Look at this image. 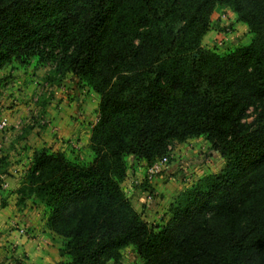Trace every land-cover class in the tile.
I'll return each instance as SVG.
<instances>
[{
    "label": "trees",
    "instance_id": "obj_1",
    "mask_svg": "<svg viewBox=\"0 0 264 264\" xmlns=\"http://www.w3.org/2000/svg\"><path fill=\"white\" fill-rule=\"evenodd\" d=\"M218 8L251 36L225 55L203 46ZM35 58L53 62L48 82L71 75L99 99L93 161L35 150L17 190L48 209L62 264H119L128 247L142 264H264V0H0V70ZM197 138L223 168L152 227L121 188L126 159L170 163Z\"/></svg>",
    "mask_w": 264,
    "mask_h": 264
},
{
    "label": "rangeland",
    "instance_id": "obj_2",
    "mask_svg": "<svg viewBox=\"0 0 264 264\" xmlns=\"http://www.w3.org/2000/svg\"><path fill=\"white\" fill-rule=\"evenodd\" d=\"M216 15H219L224 22L213 20L211 29L217 37L211 45L204 46L205 48L214 49L219 55H225L250 42L251 36L248 30L244 29L243 25L237 24L229 12L220 10L216 12ZM226 27L230 33L225 35L222 33ZM218 39L220 46H217ZM53 66L52 61L43 62L35 58L24 64L13 61L5 64L0 70V161L6 160L3 174H0V214L3 212L5 203H8L6 202L8 199L17 202L18 199L11 195L19 189L24 172L31 166V158L35 150L46 148L52 153L62 150L69 162L79 165L93 161L94 155L89 150V135L91 126L97 119L99 99L71 75H67L60 85L56 81L48 82L46 78ZM65 114H72L76 121L80 114L85 115L86 121L82 122L79 116L81 121L79 120L75 125L80 123L78 132L73 134L79 137L70 135L71 139L66 138L53 128V117L59 118ZM11 115H15L16 118L14 119ZM253 118L254 113L250 111L246 121L251 123ZM62 127L66 126L62 125ZM74 131L75 129L71 130V132ZM195 140L191 141V143L195 142L194 145L185 142L172 146L171 153L174 156L176 153V158L171 157L167 167L169 169L175 163L177 166L167 176L164 173L156 177L166 178L159 182L158 188L157 186L147 188L152 187L149 182L156 178L146 179L147 165L144 162H136L132 157L126 159L128 181L126 182L125 179L121 188L131 203L135 200L138 202L136 205L138 209L145 207V221L152 227L161 226L167 222L168 208L179 193L201 177L219 172L224 166V161L218 154L209 153V145L202 138ZM9 150L10 159L6 156ZM134 166H137V188L133 187L136 180L132 176ZM135 189L136 192H134ZM42 206L33 199L27 200L24 206H19L23 207V212L26 208L38 212L32 215L33 222L31 218V223L40 229L38 236L30 234L31 232L26 228L11 230V232L15 231L19 238H25L27 242H31L30 245L34 248L31 250L35 254L38 253L41 260L35 259L34 257L38 258V255L33 254L29 248H24V245H28L25 241L24 245L12 244L10 251V245L7 243L10 229L0 227V264H62L69 261L68 257L59 255V251L63 249L64 239L49 231L47 225L43 226L44 219L48 216V209ZM20 210L18 214L22 213ZM4 212H6L5 217H12L9 210ZM37 214L42 219H39ZM36 218L38 222L34 221ZM7 247L10 252L6 251ZM121 253L122 260L119 264H142L134 247H128Z\"/></svg>",
    "mask_w": 264,
    "mask_h": 264
},
{
    "label": "crops",
    "instance_id": "obj_3",
    "mask_svg": "<svg viewBox=\"0 0 264 264\" xmlns=\"http://www.w3.org/2000/svg\"><path fill=\"white\" fill-rule=\"evenodd\" d=\"M220 10H222V11H227V12H229L230 13V16H232L233 17V19H235V21H236V18H235V15L234 14H232L228 9H225V8H218V9H216V11H215V13H214V16H213V18H212V22H213V20H215V19H217V20H219V21H221L222 23L224 22L223 20H222V18L218 15H216V12H218V11H220ZM220 17V18H219ZM237 24H240V23H238L237 22ZM240 25H243V24H240ZM243 28L244 29H246V27L243 25ZM217 37V36H216ZM215 34H214V31L211 29L210 30V32L204 37V40H203V46H206V45H211L212 44V42H214L215 41ZM208 49V48H207ZM10 112V111H9ZM11 113V112H10ZM70 115V116H69ZM11 116H13V115H11ZM80 116V119L82 120V122L85 120L86 121V119H85V115L84 114H80L79 115ZM79 116H78V120L76 121V120H74L75 118H74V116H72V114H65V116H59V118H55V117H53L54 118V122H53V128H56V131H58V133L59 134H62L63 136H65L66 138L67 137H70V135H73L74 133H77L78 132V129H79V124L77 125V126H75L76 125V123L77 122H79ZM13 118L15 119L16 117H15V115L13 116ZM80 120V121H81ZM7 121V120H6ZM11 121V120H10ZM84 121V122H85ZM62 125H65L66 127H62ZM65 128V129H64ZM91 128H92V126H91ZM73 129H75V131L74 132H71V130H73ZM71 132V133H70ZM27 133V132H26ZM24 135H26V134H24ZM79 137V135H73V137ZM90 136V135H89ZM27 137V136H26ZM25 137V138H26ZM22 138H24V137H22ZM69 139H71V137L69 138ZM193 140H195V139H192V140H188L187 142L190 144L191 143V141H193ZM186 142V143H187ZM195 142L197 143V140H195ZM195 142H193V143H191V145H194V143ZM183 144V143H182ZM14 151H16V150H14ZM61 152L63 153V151L61 150ZM10 154H11V152H10V150L8 151V153H7V157L10 159ZM179 155H183V154H180L179 153ZM171 156H172V158L173 159H175L176 158V153H175V156L173 155V153L171 154ZM144 165V164H143ZM176 166H177V164L175 163L173 166H170L169 167V169L166 171V172H164L165 173V175L167 176V174H169L170 172H172V169H175L176 168ZM163 173V174H164ZM132 176H134V179H136L137 178V176H138V174H137V166H134V168L132 169ZM164 179H166L165 177H159V178H156L155 180H152V181H148L149 182V184L150 185H152V187L151 186H148L147 188H153V187H155V186H157L156 188H158V186L160 185L159 184V182L161 181V180H164ZM19 181V180H18ZM128 181V178L126 179V182ZM137 185H138V182H137V179L135 180V182H134V185H133V187H136L137 188ZM134 189V188H133ZM17 190L18 189H16L15 190V192H14V195L12 194L11 195V197H13V196H15L16 198H18V196H17ZM134 192H136V189L134 190ZM12 193V192H11ZM6 195V194H5ZM10 198V197H9ZM143 198V197H142ZM6 202H8L7 204L5 203V205H4V207L2 208V210H3V212L0 214V227H4V228H6V229H10L9 231H10V235L8 236V240H7V243H8V245H10V251H11V249H12V244H17V245H19V243H21L22 245H24V241L25 242H27V239H25V238H19L18 236H17V233L15 232V231H12L11 232V230H12V228H17V230L18 229H20V228H26L27 230H29L31 233L30 234H32V235H37L38 236V230H40V229H38L37 228V226H35L34 224H32L31 223V218L33 217L32 215H34V212H35V210L33 211V210H31V208H26L25 210H24V212L22 211V209H23V207L22 208H20L18 205H17V202L15 201V202H12V200L11 199H8V201H6ZM132 204H133V207L135 208V210L138 212V213H140L141 214V216H142V218L145 220V217H144V213H145V207L143 206L142 208H141V210H140V208L138 209V207H136V205H138V202L135 200V201H133L132 202ZM155 205V203H154V201H153V206ZM41 206H42V204H41ZM43 207V206H42ZM37 208H40L39 206H37ZM19 209H21L20 211H22V213L21 214H18V210ZM153 209V208H152ZM4 210H9L11 213H12V217H5V213L6 212H4ZM35 213H38V212H35ZM149 213V212H148ZM147 213V214H148ZM18 214V215H17ZM37 216L39 217V214H37ZM8 218L10 219V220H8ZM39 219H42V218H40L39 217ZM47 220V218H45L44 219V222H43V226L44 227H46V221ZM34 221L35 222H38L37 221V218L36 219H34ZM32 222H33V218H32ZM147 222V221H146ZM148 223V222H147ZM148 224H150V223H148ZM46 231V230H45ZM46 234L47 235H49V233H48V231H46ZM45 234V235H46ZM19 241V242H18ZM4 244L6 243V241L5 242H3ZM28 243V245L26 244V245H24V248L25 249H30L31 250V248H32V250L34 249L33 248V246L32 245H30V243L31 242H27ZM9 247V246H8ZM6 248V251H8V252H10L9 251V248ZM19 249H21V247H19ZM31 250V252L33 253V254H35L33 251ZM20 251V250H19ZM32 254V255H33ZM35 255H38V253H36ZM35 259H38V260H41V258H40V256L38 255V258H36V257H34Z\"/></svg>",
    "mask_w": 264,
    "mask_h": 264
},
{
    "label": "built area",
    "instance_id": "obj_4",
    "mask_svg": "<svg viewBox=\"0 0 264 264\" xmlns=\"http://www.w3.org/2000/svg\"><path fill=\"white\" fill-rule=\"evenodd\" d=\"M224 33L222 34H229L230 30L226 27L224 28ZM220 40L218 39L217 42V46H220ZM169 166V161L167 157H162L160 159H158L157 161H155L153 164H151L150 166H147V170H146V179L147 180H152L154 178H156L157 176H160L161 174H163L164 172L167 171Z\"/></svg>",
    "mask_w": 264,
    "mask_h": 264
}]
</instances>
